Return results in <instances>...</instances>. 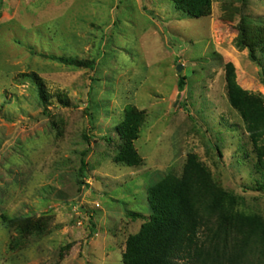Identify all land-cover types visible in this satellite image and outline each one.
I'll return each instance as SVG.
<instances>
[{"label":"rangeland","instance_id":"374dc122","mask_svg":"<svg viewBox=\"0 0 264 264\" xmlns=\"http://www.w3.org/2000/svg\"><path fill=\"white\" fill-rule=\"evenodd\" d=\"M211 1L196 19L173 0H0V264H123L151 214L148 189L181 176L190 153L235 211L264 220L225 78L232 62L238 85L264 102L261 68L237 45L243 19L264 27V0ZM129 106L144 113L138 167L114 161Z\"/></svg>","mask_w":264,"mask_h":264},{"label":"trees","instance_id":"16d2710c","mask_svg":"<svg viewBox=\"0 0 264 264\" xmlns=\"http://www.w3.org/2000/svg\"><path fill=\"white\" fill-rule=\"evenodd\" d=\"M184 14L200 19L210 15L211 0H173ZM254 28V29H253ZM237 45L249 50L250 58L264 75V27L243 19ZM260 52L261 56L258 57ZM63 64L90 68L89 61L52 57ZM227 96L240 114L256 155L255 170L264 187V102L242 89L232 62L225 65ZM186 77L178 82L179 92ZM46 100L43 85L36 79ZM69 106L68 101L63 100ZM143 112L129 106L118 126L123 146L116 164L138 167L142 159L134 148ZM237 198L224 191L196 154L188 155L181 176L167 175L148 189L151 214L138 234L130 236L122 255L123 264H264V220L233 209ZM133 218L139 214L130 213ZM94 226V225H93ZM94 231V229H93Z\"/></svg>","mask_w":264,"mask_h":264},{"label":"water","instance_id":"95a60500","mask_svg":"<svg viewBox=\"0 0 264 264\" xmlns=\"http://www.w3.org/2000/svg\"><path fill=\"white\" fill-rule=\"evenodd\" d=\"M183 70V66L182 65H179L178 66V72H181Z\"/></svg>","mask_w":264,"mask_h":264}]
</instances>
